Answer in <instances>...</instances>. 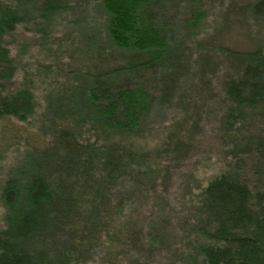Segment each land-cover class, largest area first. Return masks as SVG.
Instances as JSON below:
<instances>
[{
    "label": "trees",
    "instance_id": "obj_1",
    "mask_svg": "<svg viewBox=\"0 0 264 264\" xmlns=\"http://www.w3.org/2000/svg\"><path fill=\"white\" fill-rule=\"evenodd\" d=\"M223 1L0 0V122L36 113L30 89L11 90V38L22 26L33 23L46 41L60 17L93 10L125 59L114 68L64 70L72 86L50 97L46 113L58 118L53 140L0 186V264H116L120 247L165 251L160 264H264V26L251 25L264 22V0L231 6L240 11L238 31L253 32L256 46L228 48L229 24L219 39L197 44L207 11ZM223 63L217 96L213 80ZM216 98L219 173L186 190L173 224L177 240L168 244L144 221H123L139 220L135 204L155 199L160 174L167 183L201 151L203 116ZM177 108L161 132L157 112Z\"/></svg>",
    "mask_w": 264,
    "mask_h": 264
},
{
    "label": "rangeland",
    "instance_id": "obj_2",
    "mask_svg": "<svg viewBox=\"0 0 264 264\" xmlns=\"http://www.w3.org/2000/svg\"><path fill=\"white\" fill-rule=\"evenodd\" d=\"M219 2L216 7H211L207 11L211 15L206 28L196 33L194 41L197 44H206L215 35L219 39V34H223L229 24L231 30L223 37L228 48H238V44L244 48L256 46L258 40L253 32L251 37H248L243 35V31H238L240 26L236 22L241 24L242 19L238 18L240 11L237 13L236 10L231 9L232 5L234 9L240 8L242 0H224L220 4ZM78 16L80 17L69 14L60 17L58 26L46 41L41 40V35L32 26L33 23L19 28L11 38L10 56L15 66L11 90L30 89L35 95L36 113L26 122L15 119H5L0 122V186L16 172L18 167L25 165L29 153L45 150L48 143L53 140L51 124L58 118L46 113L50 97L72 86V81L68 80L69 75L64 70L68 71L71 68L95 70L98 67L108 69L125 61L121 53L109 42L100 14L90 10ZM241 16L243 17L242 14ZM246 25L248 26L247 21ZM251 25L256 29L258 25L264 26V22L257 24L251 21ZM209 36L212 38L208 39ZM27 44L28 49H25L24 46ZM98 52H100L99 56ZM224 65L225 63L213 80L217 96H220L221 85L226 77ZM54 109L57 110L55 103ZM179 110L180 108L157 112L156 123L161 132L178 116ZM222 113L220 100L213 99L203 116V131L200 134L202 145L198 149L201 151L180 164L179 168H174L172 178L167 183L163 182L165 172L160 174L155 181L157 188L155 199L138 200L135 204L139 220L128 217L122 218L123 221L129 224L138 223L141 226L144 221L149 233L162 235L168 244L177 240L173 224L180 220L186 190L194 189L193 184L196 181L206 184L219 173L220 164L215 154L213 134ZM158 139V136L153 138L155 141ZM4 212L0 200V230L4 227ZM143 253L132 248H117L116 264H160L163 262L162 256L166 254L165 251L161 253L160 249L153 256ZM88 264H98V259Z\"/></svg>",
    "mask_w": 264,
    "mask_h": 264
}]
</instances>
